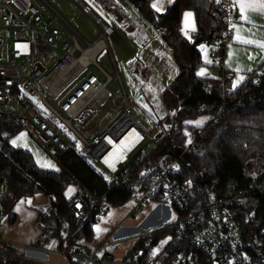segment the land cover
I'll use <instances>...</instances> for the list:
<instances>
[{"label": "built area", "instance_id": "1", "mask_svg": "<svg viewBox=\"0 0 264 264\" xmlns=\"http://www.w3.org/2000/svg\"><path fill=\"white\" fill-rule=\"evenodd\" d=\"M71 1L97 27L98 33L92 41L87 40L46 0H0V115L10 118L20 129L31 128L38 132L42 138L41 149L58 163L69 149V141L37 111V107L43 109L70 133L72 140L80 145L85 159L98 166L115 185L160 138L153 137L149 129L136 119L125 98L107 42L114 36L112 28L84 0ZM221 8V45L211 53V59L224 81L230 76L223 66V52L233 31L236 17L234 1L221 0ZM40 23L41 30L36 28ZM178 34L184 36L181 31ZM192 34L184 37L189 39ZM94 43H100V48L84 64H78L80 56ZM59 45L62 53L48 68L44 63L47 53L57 50ZM100 51L106 53L112 68L110 74L95 60L96 53ZM88 66H93L102 79L93 73L84 75ZM71 67V73L64 76L63 71ZM245 77L254 85L260 83L255 73L247 72ZM113 79L117 80L121 90L117 112L103 128L93 132L91 129L95 123L84 126L110 97L107 85ZM47 97L55 102L54 106L46 100ZM219 114L211 116L210 123L215 124ZM155 127L159 128L158 123ZM188 137L191 146L196 137L193 134ZM179 156V153L174 154L170 161L161 163L148 173V186L142 194L131 196L129 210L134 216L149 202L168 204L174 216L165 226L170 232L167 242L160 245L154 239V232H142L134 239L145 246L151 244L152 249L145 253L140 248L129 250L120 264H249L243 242L244 223L235 204L248 196L264 193V154L252 152L247 158L244 166L253 176L247 188L237 189L197 209L188 207L189 199L197 191L196 183L177 179ZM3 189L4 180L0 176V198ZM93 203L82 185L76 182L75 196L69 205L76 215L77 228L88 220ZM105 246L107 241L102 240L88 253L74 247L67 251L59 248L57 252L78 262L106 264L110 256L96 255ZM30 248L39 249V241L33 242ZM0 259L40 264L15 252L13 244L1 233Z\"/></svg>", "mask_w": 264, "mask_h": 264}, {"label": "trees", "instance_id": "2", "mask_svg": "<svg viewBox=\"0 0 264 264\" xmlns=\"http://www.w3.org/2000/svg\"><path fill=\"white\" fill-rule=\"evenodd\" d=\"M127 1L145 21L160 31L176 65L177 75L160 96L168 114L158 122L155 138L160 140L117 184L85 159L74 147L75 140L69 142V149L59 159L57 171L38 167L29 151L9 142V137L20 127L7 116L0 115V176L4 180L0 208L9 213L18 201L44 193L51 205L37 212L39 237L57 240L62 251L74 247L88 253L97 247L99 242L92 246L86 242L95 241L92 226L100 206H121L132 195L142 194L149 184L148 173L170 161L174 154H180L177 179L193 180L197 185L195 195L189 199L191 209L247 188L253 176L245 168V160L252 152L264 154V75L251 71L259 76L258 85L245 77L232 89L229 78L222 81L219 74L207 77L195 73L202 65L198 45L213 44L216 46L214 51L221 45L222 27L218 26L223 18L221 0H173L163 12L151 6L152 0ZM180 9H189L193 13L195 31L189 39L178 34ZM218 112L216 123H210V117ZM202 115L208 119L201 126L184 123L185 119ZM49 123L60 131L55 120ZM189 134L196 137L191 146ZM140 170L143 174H139ZM76 182L94 201L88 220L78 228L75 226L76 215L69 205L75 192L69 198L64 197L66 188L75 186ZM235 205L244 223L243 242L249 264H264L261 244L264 193L248 196ZM163 231L168 228L155 231L153 235ZM138 248L145 253L152 245L145 246L134 239L128 251ZM68 259L70 264H87ZM0 264L32 263L0 259Z\"/></svg>", "mask_w": 264, "mask_h": 264}, {"label": "rangeland", "instance_id": "3", "mask_svg": "<svg viewBox=\"0 0 264 264\" xmlns=\"http://www.w3.org/2000/svg\"><path fill=\"white\" fill-rule=\"evenodd\" d=\"M46 1L53 6L55 10H58L57 5L61 4V0ZM158 1L161 2L162 0ZM171 2L172 1L166 2V0H164L160 5L158 4V12H163L166 8L165 5H168ZM78 26L79 28H76L89 41H92L98 33V29L88 19H85V17L79 19ZM36 28L41 30L42 23L37 25ZM108 44L114 55V59L117 62L118 78L121 82L125 98L133 110L134 116L139 122H142L144 126L149 129L153 137H156V123L167 116V111L161 102L160 96L163 90L166 89L175 79L177 75L176 65H174L170 55L166 53V49L162 45H155L153 42L150 46L141 50L138 54H135V49L126 44L125 41L122 43H114L111 40H108ZM215 48L216 46L213 44L207 45L205 43H201L198 45V49L201 52L202 65L198 67L199 69L197 68V73L201 72L203 69L201 76L214 77V75L217 76L219 74L217 67L212 64L211 59V53L215 50ZM61 53V45H59L57 50L48 52V58L44 61L45 65L49 68L53 64L55 58L61 55ZM95 60L97 64L107 73L110 74L112 72V68L104 51L98 53L95 56ZM134 65L138 66V68H133ZM87 73H93L98 78L102 79L101 75L93 66H88L83 74L85 75ZM234 80L238 81V78L234 77ZM235 87L236 86L233 85L232 89ZM107 89L110 93V97L84 126L87 127L89 123H95V127L91 129L93 132H98L101 128H103V126H105V124H107V122L111 120L117 112L116 106L121 98V90H119L117 80L113 79L109 82ZM46 100L51 105H55V102L52 101L50 97H47ZM37 111H39L44 118L53 122L54 119H51L50 115L43 109L37 107ZM207 119V116L202 115L186 120L185 123L187 122L186 124L188 125H202L207 121ZM58 126L64 138L71 142L72 137L70 133H68L67 130L59 124ZM21 133L24 135L21 136ZM13 140L16 141L15 144L12 143ZM9 142L14 147H20L29 151L38 167L54 171L59 169L58 163L41 149L40 144L42 142V138L34 129L29 128L28 130H18L9 137ZM74 143V147L77 150H80V145L76 141ZM149 146L150 143L148 142L147 147ZM246 161L247 159L245 162ZM99 170L103 173L101 169ZM139 174H143V171L140 170ZM69 188L73 189L70 194L68 193ZM74 191V187L69 185L64 191V194L66 196L72 195ZM131 204L132 200L130 197L121 206L109 207L105 204L100 206L95 222L99 219H104V221H99L100 223L95 226L94 234L97 236L101 230L107 229L105 228L106 226L110 227L111 242L109 245L107 244L105 248L107 251L116 245L120 246V248L130 245L134 238L142 232H155L162 229L173 219L174 216L172 209L168 204L159 202L155 203L154 207L148 212H138L136 216L132 217L128 214ZM50 205L51 203L44 193H37L32 197L20 200L10 211L14 215L13 222H9L8 213H5L4 210L0 208L1 235L6 237L8 232L13 233L16 238H18L17 240L20 241L22 238L29 237L33 233H36L39 228L36 222L37 212L40 210H46ZM109 222L111 224H109ZM6 226L9 227V230ZM261 232L264 234V224ZM154 239L158 242V244L162 245L164 241L168 239V231L154 234ZM261 244L264 252V236L261 238ZM28 249L29 248H26L24 255H22L23 258L25 257L30 259L29 256H27Z\"/></svg>", "mask_w": 264, "mask_h": 264}, {"label": "crops", "instance_id": "4", "mask_svg": "<svg viewBox=\"0 0 264 264\" xmlns=\"http://www.w3.org/2000/svg\"><path fill=\"white\" fill-rule=\"evenodd\" d=\"M67 1L61 0V4L57 5L59 11L56 9L66 21H68L74 28L76 27L79 28L78 26L79 19H82V17H85V19H88L91 22L89 18H87L79 11L77 6L71 0H67ZM84 1L87 2L95 10V12L99 14L103 18V20L112 28L114 32V36L109 37L108 40H111L114 43L115 42L122 43L123 41H125L126 44H128L129 46L135 49V54L140 53L141 50L146 49L153 42L155 43V45L157 44L159 46L162 45L166 49L165 50L166 53L170 55L169 50L166 48L161 38L160 31L155 29L152 26V24L145 21L141 17V15L136 11V9H134L127 0H84ZM163 1L164 0H162L161 2ZM170 1L173 0H166V2H170ZM161 2L158 0H152L151 6L153 7V5L155 4L156 7L153 8L156 11H158L157 7L158 4L159 5L161 4ZM234 11L236 17L233 23L232 35L231 38L224 45V52H223V66L228 72H230L229 81H228L230 88H232L233 85L237 87L240 83H242L244 81L245 74L247 72L255 71L258 74L264 75V47L260 46V45H264V10H261L259 7L253 9H246L245 11L246 19H243L241 17L238 3L234 4ZM185 13H191V15L189 17H185L184 15ZM179 30L186 37L190 33H193L195 31L194 17L191 10L180 9ZM245 41H251V43H245ZM101 52L102 51L98 53ZM98 53H96V55ZM110 53L115 63V67L117 71V62L114 59V55L111 52V49H110ZM133 68L137 69L138 66L134 65ZM198 69H196L195 71L196 74ZM214 77H216V75H214ZM234 77L238 78V81H235ZM186 120L189 119H185L184 123ZM189 125L201 126V125H192V124ZM73 187L75 190V186ZM70 196L71 195L66 196L64 194L65 198H69ZM154 205L155 203L153 202L147 203L146 207L139 213H142L144 211L148 212L150 209L154 207ZM129 210H128V214L129 216H132L130 215ZM137 214H135L134 216H136ZM99 221H104V219L102 220L99 219L97 222L93 224L92 230L95 241L93 243L86 242V244L90 246L102 240H106L108 245L111 242L110 241L111 231L109 229L110 227L108 226L105 227L107 229L101 230L97 236L94 234V228L100 223ZM109 224L111 223L109 222ZM6 227L9 230V227L8 226ZM39 233H40V228H38V231L36 233H33L29 237L22 238L20 241L17 240L18 238H16V236L13 233H9V232L7 233L6 237L4 236L3 237L6 240H8L10 243H12L15 252L21 255H24L26 248H29L27 256H29V258L32 261L38 262L40 264H70L68 257L57 252V250L59 249V242L55 239L41 238L39 237ZM32 241L33 242L39 241V249L30 248V246L33 244ZM133 242L134 240L131 242L130 245L124 248H120V246L118 245L113 246L109 251L105 249L106 248L105 246L104 248L100 249L96 255L99 257H102L104 255L110 256L109 257L110 260H108L106 264H120V260L127 253L128 249L130 248ZM83 253H87V252L83 251Z\"/></svg>", "mask_w": 264, "mask_h": 264}, {"label": "snow or ice", "instance_id": "5", "mask_svg": "<svg viewBox=\"0 0 264 264\" xmlns=\"http://www.w3.org/2000/svg\"><path fill=\"white\" fill-rule=\"evenodd\" d=\"M239 4V8H240V13H241V17L243 19H246L245 17V11L246 9H253V8H257L259 7L261 10H264V0H234V4ZM153 7H156V5L154 4ZM157 10H159L157 8ZM185 17H189L191 15V13H185L184 14ZM245 43H251V41H245ZM261 47H264V45H260ZM203 73V69L201 70V72L197 73V75H201ZM242 79V77H241ZM235 86V85H234ZM24 134L21 133V136H23ZM13 144L16 143L15 140L12 141ZM73 191V189L69 188L68 189V193L70 194ZM167 241H164V243H166ZM156 250H154L153 255H155Z\"/></svg>", "mask_w": 264, "mask_h": 264}, {"label": "bare ground", "instance_id": "6", "mask_svg": "<svg viewBox=\"0 0 264 264\" xmlns=\"http://www.w3.org/2000/svg\"><path fill=\"white\" fill-rule=\"evenodd\" d=\"M107 42H108V39H107ZM100 46H101L100 43H94V45L91 48L86 50V52L80 56V58L78 59V64H84L86 62V60L88 59V57H91L94 54V52H96L100 48ZM72 69H73V67L65 69L63 71V75L64 76L69 75L71 73Z\"/></svg>", "mask_w": 264, "mask_h": 264}, {"label": "water", "instance_id": "7", "mask_svg": "<svg viewBox=\"0 0 264 264\" xmlns=\"http://www.w3.org/2000/svg\"><path fill=\"white\" fill-rule=\"evenodd\" d=\"M218 26L221 27V23ZM8 220H9V222H13L14 221L13 213H11V212L8 213Z\"/></svg>", "mask_w": 264, "mask_h": 264}]
</instances>
